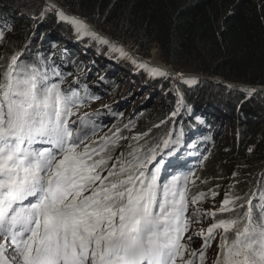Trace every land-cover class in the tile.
<instances>
[{
	"label": "snow or ice",
	"instance_id": "1",
	"mask_svg": "<svg viewBox=\"0 0 264 264\" xmlns=\"http://www.w3.org/2000/svg\"><path fill=\"white\" fill-rule=\"evenodd\" d=\"M62 83L56 69L15 55L0 72V264H195L194 256L204 264L218 229L213 264H264V203L254 216L248 201L242 230L239 218L215 221L199 233L202 247L190 251L192 237L184 240L190 224L216 216L198 208L188 215L189 204L205 195L188 200L195 180L184 174L161 181L159 146H130L115 156L126 138L117 129L99 143L93 139L96 125L71 119L83 98ZM238 200L226 195L219 211H231Z\"/></svg>",
	"mask_w": 264,
	"mask_h": 264
},
{
	"label": "trees",
	"instance_id": "2",
	"mask_svg": "<svg viewBox=\"0 0 264 264\" xmlns=\"http://www.w3.org/2000/svg\"><path fill=\"white\" fill-rule=\"evenodd\" d=\"M16 1L21 3L23 0H0V4L12 5ZM54 1L67 13L94 24L112 40L136 46L142 56H147L152 47H157L162 62L175 71L216 77L245 86L264 87V0ZM27 2L30 3L29 13L33 15V20L16 12L8 15L2 8L4 4L0 6V72L14 55L26 62H42V70L54 68L61 75L67 71L56 59H67L70 68L77 67L79 56L74 59L76 48L84 46L86 42L91 43L89 38L87 41H76L71 35L61 36L64 28L60 23L56 25L54 14L57 11H52V16L47 18L50 25H44L46 27L41 39L45 36L64 38L62 43L54 40V44L63 45L64 48H60L63 53H52V46L41 41L40 35L34 32L37 29L34 30L31 24L36 22L40 12L47 10V7L49 10V4L44 0ZM7 15L11 19L5 18L3 21ZM37 25L40 26V22ZM49 31H53L51 33L54 36H49ZM45 32L47 34L43 37ZM46 40L50 41L49 38ZM41 52L44 55L41 56ZM51 56L54 60L50 59ZM109 66L110 60L104 58L102 68L106 70ZM57 78L53 76V82ZM158 85L160 82L152 86L156 88ZM83 88L84 85L80 84V89L75 91L83 98L80 104L83 110H73V118L76 119L96 114L88 112V104L95 99V95L87 93L85 97V90H81ZM182 93L185 104L190 108L186 110L180 106L184 112L180 116L184 127L183 131L180 130V138L187 142L184 152H193L196 161L190 170L169 174L165 179L160 174L161 180L184 174H188L190 180H195V183L188 185V200L191 202V198L199 193L205 195L197 203L189 204L188 215L210 197L220 200L225 193H235L239 200L230 205L231 211L218 212L216 220L209 219L207 215L204 217L210 225L221 219L239 218L242 230L248 222V201H253L254 216L259 215L258 205L264 203V199H261L264 193V93L227 88L206 80H196L194 86L182 90ZM167 95L156 107L152 103L148 111L140 110L141 114L135 116L136 122H129L133 126L125 129L126 122L120 121L106 130L102 136L112 135L119 129L126 138L118 142L115 156L129 152L130 146H143L147 151L162 143L168 126L165 120L167 112H171L179 102L175 94L167 92ZM85 98L87 103L84 104ZM110 116L116 118L114 114ZM103 120H106L105 116ZM225 127L229 128L228 137H224ZM194 131L199 136L193 135L191 139L189 132ZM132 137L140 139L136 141ZM93 139L99 143V137ZM148 167L152 168L153 165ZM190 232L193 230L189 226L186 233ZM221 234L223 230L218 229L215 238L209 242L204 264H213L216 259ZM187 238L184 240L187 241ZM227 238L231 243L235 239V231L230 230ZM201 239L198 246L189 243V250H199L204 244V237ZM214 252L216 256L213 259ZM190 259L195 264H201L198 256Z\"/></svg>",
	"mask_w": 264,
	"mask_h": 264
},
{
	"label": "rangeland",
	"instance_id": "3",
	"mask_svg": "<svg viewBox=\"0 0 264 264\" xmlns=\"http://www.w3.org/2000/svg\"><path fill=\"white\" fill-rule=\"evenodd\" d=\"M27 1L28 0H23L21 1V3L16 1L14 2L15 4L13 3L12 5L2 3L0 4V6L4 4L2 8H5L3 10H5L8 15L10 13L14 14V12H16L17 14H20L24 17L29 18L30 20H33L32 19L33 15L29 13L30 3H28ZM49 7H50L49 10L47 7V10L42 11L38 14L39 17L36 19V22L31 23L34 30L37 29V31H34V32L40 35V39L42 37L41 34H42V31L44 30V27L50 25V22L47 19L48 16H52L51 14L52 11H57L55 7L51 5H49ZM10 8H12L13 10H11ZM59 13L60 12L57 11L56 14L54 15L56 19V25L60 23L62 27L64 28L62 32L63 35L61 36L67 37V35L68 36L72 35L76 37L77 35L78 36L88 35L89 41L94 40L93 42L88 43L84 47L76 48V54L74 56V59H76V57L79 56L77 58L78 60L77 67L70 68L69 62L67 64V61H68L67 59H56V60L59 62V64H62L63 69L67 71L66 73L62 74L63 83L61 84V86H63L64 89L76 91L77 89H80V84H83L84 88L81 90H85V97L87 93L95 95V99L88 104V106H90V109H88V112H94V113L103 115V114H107L106 110H109L108 111L109 114H112L111 110H114L116 118L112 117V120H107L104 122H101L100 120H98L97 115H89L93 119V124L96 125V128L99 127V129L96 131L95 137H101L103 134H105L107 128L109 129L112 124L116 125L120 121L126 122L125 125L127 127H125V129L133 126V125H129V122L131 121L136 122V120L134 119H135V116H137V114L138 115L141 114L142 111L140 110L148 111L151 108L153 102H154L153 103L154 106L156 107L159 104V101H161L162 99L166 97L165 92H169L170 94H175L178 97L179 102L178 104H175L174 106L175 115L177 116L179 115L178 118L184 115V112L183 110H181L180 106H182L186 110L190 108V106L186 105L183 100L182 90L188 89L191 86H194L195 81H196L195 79H188L185 81L176 82V80L172 78L174 77V75H171L172 77L170 78H172V80H170L169 78H167V75L164 74V75H161V81H158L160 82V85L156 86V88L150 87V90H149L148 85L151 86L152 83H155L156 80L158 79V78H153V76L155 75L153 74V71L150 68H148V70L144 72V75L146 76L145 78H143L142 76H137L135 79H132L131 77L132 71L131 70L129 71V69H126V68L123 70V72L125 73H118L116 70H114L113 63L111 61L112 59L115 60L117 57L121 56V54L118 53V51H113L110 53L105 52L104 50L101 49V47L98 46V43H97L98 36L90 32L87 26H86V29L84 30H78V26L73 23L71 18L63 19L61 18ZM8 15L3 17V21L5 18L11 19V17ZM39 22H40V26L37 25ZM59 29L62 30L61 27H59ZM51 32L49 31L48 35L54 36L52 35ZM44 34H47V33L46 32L43 33V37H44ZM61 36L60 37L45 36L44 39L43 38L41 39V41L43 43H46L47 45L52 46V49H53L52 53L59 54V53H63L60 48H64L62 44H59L64 41V38H62ZM46 38H49L50 41L46 42L47 41ZM54 40L58 41L59 45L54 44ZM34 41H35V38H33V42ZM99 42H101L100 38H99ZM114 46L119 47L117 45H114ZM126 47L130 51L133 52L134 56L143 57V59H148L151 57L152 53H155L158 60L161 63L165 64L164 62H162L160 58V55H159L160 53L157 47H152L147 56H142L139 50L137 49V47L130 45V43ZM45 52L47 53V51ZM28 54L32 56L30 53ZM104 54L110 58V66L107 68L106 71L102 68V60L104 59ZM42 55H44L43 52H41V56ZM32 57H29V58H32ZM27 58H28V55H27ZM50 59L54 60L53 56H51ZM122 59L127 64L131 65V63L126 61L125 56H123ZM167 67L169 69H172L169 66ZM92 68H95V69L93 70ZM131 69H134V67H131ZM77 72H80V73L78 74ZM110 73H112L113 75ZM180 73L190 74L189 72H180ZM91 75H95V77H92ZM110 81L113 83H110ZM56 82H59V77L57 78ZM159 88L164 89L165 92L159 91L158 90ZM85 103H87L86 98H85L84 104ZM73 110H83V108L79 105L78 107H75ZM120 112L122 113L119 115ZM211 112H212V115H214V112L212 110ZM173 125L174 123L172 122L171 128ZM168 128H169V124H168ZM225 128H226V131L224 132L225 133L224 137H226L227 135L229 136V128L227 127ZM176 151L177 149H174L171 152L170 160H172L175 157L176 153H178ZM170 160L168 163L171 162ZM168 167H172V166H168ZM163 170L168 173V170H166L165 168ZM166 176L168 177V174ZM226 195L228 196L229 199H234L236 197L235 193L233 192L223 194L220 200L216 197H210L204 203H202L201 206L195 207V209L198 208L202 212H205V213L215 212L217 214L218 212H220L219 209ZM195 209H192V211H194ZM191 213L189 214V216L191 215ZM207 216L209 217V219L216 220V216L215 217L211 215H207ZM209 225H210V222H208L205 219V217H203L202 221L200 222H192L190 224V227L193 230V232H190L187 235H184V237L186 236L189 237L191 234L192 236H197L191 240L190 244L194 243V246H198L200 245L202 241L201 238L203 237L199 235V233L204 231L206 234V230L209 227ZM215 256H216V252L213 253V259L215 258Z\"/></svg>",
	"mask_w": 264,
	"mask_h": 264
},
{
	"label": "clouds",
	"instance_id": "4",
	"mask_svg": "<svg viewBox=\"0 0 264 264\" xmlns=\"http://www.w3.org/2000/svg\"><path fill=\"white\" fill-rule=\"evenodd\" d=\"M169 67L171 68V66H169ZM170 70L175 72V70H172V69H170ZM176 73H177V71H176ZM178 73L181 74L180 72H178ZM110 74H112V73H110ZM195 80H201V79H195ZM222 86H224V85H222ZM224 87H227V88H230V87H232V88H240L239 86H230V87L229 86H224ZM248 87H251V86H248ZM260 88H264V87H260ZM241 89L245 90L243 88H241ZM149 90H150V87H149ZM158 90L163 92V90H161L160 88ZM245 91H247V90H245ZM247 92H249V91H247ZM258 92H261V91H258ZM165 93H166V97H167L168 96L167 92H165ZM154 99H155V97H154ZM164 99H162V100H164ZM106 113L107 114H103V115H100V114L96 113L95 115L98 116V120H100V121L103 119L104 116L106 117L105 121L112 120V117L107 112V110H106ZM121 113L122 112H120L119 114H121ZM173 113H175L174 107H173L171 112H169V113L167 112L168 115L165 118V120L167 121V124H169V128H168V126L166 127V137L164 138V140H169L170 141L169 146H168V148H164V145H163V141L164 140L162 141V143L159 145L160 151L158 153L157 159L163 158L164 163H168L169 160H170V154L169 153H171L174 149H177L178 151H176V152H178V153H176L175 157L172 160H170L171 161L170 164L173 167H168L167 166V168H169L167 170H170V171H168V173L167 172L161 173V175L164 176V177H167L166 176L167 174L169 175V174H174L176 172H180V168L187 169L190 166L192 168V166L194 165L195 160H196V155L193 154V152H191V151L184 152V151H186V148H187V142L185 141L184 138H180V130L183 131V128H184L183 125H182L183 121L180 120V117L178 118L179 115L178 116L177 115H173ZM112 114L115 115V113L113 111H112ZM172 122L174 123V125L171 128V123ZM189 135H191L190 137H191V139H193L194 136L198 135V134L196 133V131H194V132H189ZM195 140H198V139H195ZM180 149H181V151H180ZM161 169L163 170L164 167L162 166ZM192 239H193V236H192Z\"/></svg>",
	"mask_w": 264,
	"mask_h": 264
},
{
	"label": "water",
	"instance_id": "5",
	"mask_svg": "<svg viewBox=\"0 0 264 264\" xmlns=\"http://www.w3.org/2000/svg\"><path fill=\"white\" fill-rule=\"evenodd\" d=\"M44 2H46L47 4H50L52 6H54L60 13H62L64 16L68 17V16H73L70 13H67L66 11H64V9L54 0H44ZM79 19V18H78ZM80 20V19H79ZM86 24L89 25V27L93 30H95V26L92 24H89L88 22H86ZM98 31V30H97ZM99 32V33H98ZM97 34L102 37V38H106V35L101 33L100 31H98ZM174 77H176L177 79H201V80H206L209 82H212L214 84H218V85H224V86H239L240 88H243L245 90H258V91H263L264 92V88H260L258 86H245V85H241V84H234V83H230L224 80H220L216 77H206V76H201V75H196V74H185V73H176L173 72Z\"/></svg>",
	"mask_w": 264,
	"mask_h": 264
},
{
	"label": "bare ground",
	"instance_id": "6",
	"mask_svg": "<svg viewBox=\"0 0 264 264\" xmlns=\"http://www.w3.org/2000/svg\"><path fill=\"white\" fill-rule=\"evenodd\" d=\"M64 16V15H63ZM69 18H71V20L72 21H80V22H82L84 25H86L85 24V22L84 21H82V20H79L80 18H79V16H75V17H72V16H68ZM79 18V19H78ZM74 23V22H73ZM75 24V23H74ZM75 25H77V24H75ZM78 26V25H77ZM145 62L147 63V66H148V68H151V69H153V72H154V75L155 76H157V75H159V74H157L154 70H159V72H163L164 74H170V75H173V72L165 65V64H163V63H161L159 60H158V58H157V56L155 55V53H152L151 54V57L150 58H148V59H145ZM173 167V166H172Z\"/></svg>",
	"mask_w": 264,
	"mask_h": 264
}]
</instances>
